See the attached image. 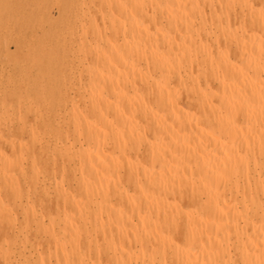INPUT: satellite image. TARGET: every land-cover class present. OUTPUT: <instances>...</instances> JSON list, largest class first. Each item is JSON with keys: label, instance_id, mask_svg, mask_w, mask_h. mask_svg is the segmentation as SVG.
Here are the masks:
<instances>
[{"label": "bare ground", "instance_id": "1", "mask_svg": "<svg viewBox=\"0 0 264 264\" xmlns=\"http://www.w3.org/2000/svg\"><path fill=\"white\" fill-rule=\"evenodd\" d=\"M81 11L97 42L72 114L44 94L13 121L0 97V264H264V0Z\"/></svg>", "mask_w": 264, "mask_h": 264}, {"label": "rangeland", "instance_id": "2", "mask_svg": "<svg viewBox=\"0 0 264 264\" xmlns=\"http://www.w3.org/2000/svg\"><path fill=\"white\" fill-rule=\"evenodd\" d=\"M13 1H15L16 4L19 5L18 13L15 11L14 14H11L10 16L6 17L5 19H2V21H1L2 23L0 22V42H1L0 44L3 45V49H2V45H0L1 46L0 47V77L1 76L4 77V78H0V86H2V87H0V90H1L0 94H2V95H0V97H2V99H3L4 96L5 97L7 96L9 99V97L11 96V94H10V92H11L13 94L12 95L13 97L11 96L12 99L15 97V99H13V100L16 101L15 102V101H12V99H9L8 101L10 102V100H11L12 105H11V103H9L7 101V106H6L7 108L6 109H9L11 106L9 111L12 112V110H13L14 112L12 113V115L14 117L15 116L17 117V118H14L13 121L14 120L19 121L18 120V114L19 113L17 111L18 105H16L19 97H21L20 99H22V98L23 99L24 98L45 99V97L47 99V98H51L52 97L51 95H53V96L55 95L54 96L55 99L57 97L56 100L60 99L62 101V104H63V105L59 104L57 108L63 107V110L67 109V111H69L70 107H72V105H71L72 101L79 100V99H77V97L79 95L78 89L82 90V88H81L82 83L85 81L84 80L85 77H87V75H86L87 73L86 74L83 73V75L81 74V77L82 76L84 77V78L82 77V79L79 75L81 73L80 72L81 69L84 66V65H82V61H83V64H85V66L87 65V63H85L84 60H82L84 56L81 52L83 50L84 44H85V42L87 43V41L89 42V44L90 43L94 44L97 42V40L95 38H93V36L91 34H89L87 32V28L84 24V20L82 18V11H81L83 0H13ZM27 3H29V4H27ZM87 4H89L91 7V18L94 20V22L97 24V26H99L101 28V25H100L101 22H99L101 12H100V9H98V5H97L98 1H97V3L87 1ZM26 6H28V8ZM69 7L72 8L71 13H69V15H66V13L64 14V10L68 9ZM13 15H14V17H13ZM54 49L57 53L54 51ZM37 50L41 54V61H42L41 63L43 65L48 66L51 63L49 65V68H48L49 72H48L47 76L45 75L46 78L45 77L43 78V75H42V73H40L41 71H40L39 67L37 66V65H39L38 64L39 62L38 61L35 62V60L33 59L34 55H32L34 53H31V52H35ZM23 56L25 58H27V59L29 58V59L28 60L26 59L27 61L25 60V58L21 59ZM54 56H56V57H54ZM13 61H14V63H13ZM52 61H53V63H52ZM34 63H36V66ZM13 66L15 68H13ZM9 67H10V69H9ZM53 68H54V70H53ZM1 69H3V70L1 71ZM8 70H10V71H8ZM83 71L85 72V68H83ZM32 74H33V78H32ZM9 76H10V78H9ZM29 76H31V78ZM19 77H20V79H19ZM34 77H35V79H34ZM24 78H25V80H24ZM10 79H11V83H10ZM1 80L3 83L1 82ZM14 80H16V81H14ZM28 81H30V82L27 83ZM48 81H49V83H48ZM33 83H34V85H33ZM79 83H81V86ZM41 84H42V86H41ZM21 85H23L22 87L24 89L21 88ZM32 85H33V88H32ZM45 86H46V88H45ZM77 86L78 87L80 86V88H77ZM7 87H9V88H7ZM34 87L37 90H35ZM60 87H61L62 91H60ZM51 88H53V89L51 90ZM44 89H46V90H44ZM6 90L9 93L4 92ZM42 90H44V92ZM15 92H16V94H14ZM29 92L33 96L31 94H29ZM32 92H34V93L36 92V93L34 94ZM38 92L40 93V95ZM48 92H49V94H48ZM62 92H64V93H62ZM4 93H5V95H4ZM44 94L46 95L45 97L43 96ZM47 94L49 96H47ZM80 94L81 95L84 94L83 90L80 91ZM81 95H80V97H82ZM40 96L42 98H40ZM60 96H61V98H60ZM64 98L66 99V101L68 99L67 105H65V103H63V102H66L64 100ZM4 99L6 100V98H4ZM70 99H72V100H70ZM13 102H15V103L13 104ZM68 102H70V103L68 104ZM13 107H15V108H13ZM1 109L2 108L0 107V110ZM71 110H70V112H68L69 115L72 114ZM47 114L49 115L50 119L53 118L51 116L50 111H48V113H45V115H47ZM31 115H33V116H31ZM66 115H67L66 119L69 120L68 117H70V116L68 114H66ZM29 117H30V119H29ZM32 117H34V118H32ZM0 118H2V116ZM5 118L7 120H9L10 117L8 115H5ZM6 119H5V121H6ZM27 119H29L28 126L38 128L41 131L42 125L38 121L34 120V119H36L34 113L29 114ZM2 120H3V122H2ZM17 121L13 123L14 126H17V124L20 123V122L18 123ZM0 122L4 123V118H2ZM9 122H11V121H9ZM1 124H0V128L2 129L3 127H1V126L3 124L2 125ZM25 248L27 250H24ZM15 249L17 252L15 251L16 256H14V257L16 259L17 258L19 259L17 261L19 263L20 262L22 263L24 261V259H22L23 257L20 258V256H19L20 253H21V255L23 253L24 256H25V254L30 256V253L28 250L31 249L32 251L30 250V252L31 253L34 252L30 246L21 247V246L17 245L15 247ZM28 256H25V257H28ZM33 257H34V255H32V258ZM28 258H30V257H28Z\"/></svg>", "mask_w": 264, "mask_h": 264}]
</instances>
